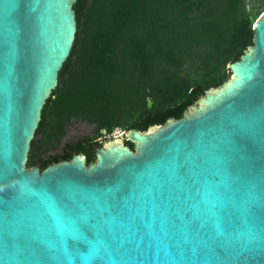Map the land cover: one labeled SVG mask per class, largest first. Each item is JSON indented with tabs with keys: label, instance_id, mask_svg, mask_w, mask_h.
<instances>
[{
	"label": "water",
	"instance_id": "water-1",
	"mask_svg": "<svg viewBox=\"0 0 264 264\" xmlns=\"http://www.w3.org/2000/svg\"><path fill=\"white\" fill-rule=\"evenodd\" d=\"M79 14L80 0H0V264H264V11L192 114L38 171Z\"/></svg>",
	"mask_w": 264,
	"mask_h": 264
},
{
	"label": "trees",
	"instance_id": "trees-1",
	"mask_svg": "<svg viewBox=\"0 0 264 264\" xmlns=\"http://www.w3.org/2000/svg\"><path fill=\"white\" fill-rule=\"evenodd\" d=\"M263 8L264 0H80L75 62L39 121L30 166L42 170L72 154L89 164L98 134L182 117L229 76ZM78 118L94 124L93 136L41 156Z\"/></svg>",
	"mask_w": 264,
	"mask_h": 264
},
{
	"label": "rangeland",
	"instance_id": "rangeland-1",
	"mask_svg": "<svg viewBox=\"0 0 264 264\" xmlns=\"http://www.w3.org/2000/svg\"><path fill=\"white\" fill-rule=\"evenodd\" d=\"M246 9H248V8H246ZM263 11H264V8L253 19V22L251 23V28H252L254 22L260 17L261 13H263ZM227 78H229V76ZM213 91H214V88H210V89L206 90L204 92V94L207 93V92H213ZM198 105H201V103H199L196 100L192 105L187 107V109L184 112V114L185 115L192 114L196 110ZM158 127L159 126L148 127L144 131V133L151 134L154 131H156ZM116 128H118V127H116ZM92 129H93L92 123H88L85 120L79 119V118L78 119H71L67 123V125L65 126L64 131H63L62 135L60 136V138L58 139L57 143L52 145V146L47 147L46 150L44 151V153L41 156H46V155H52V154L60 153L63 150V148H64L66 143L72 142V141H74V140H76L77 138H80V137L93 136ZM118 129H119V131H122L120 128H118ZM123 132H124V130H123ZM101 133H103V132H101ZM96 139H100V143L97 144L96 147H101V146L105 147L107 144H110V143H113V142H119L121 144H124V142H123V140H124L123 133L121 135H118L117 133H114V132L111 133L110 132V134L105 136V138H103L102 135L98 134ZM133 152H135V151H133ZM94 161H95V157H94V160L92 162H94ZM32 167H36V166H32ZM38 171H40V169H38Z\"/></svg>",
	"mask_w": 264,
	"mask_h": 264
},
{
	"label": "bare ground",
	"instance_id": "bare-ground-1",
	"mask_svg": "<svg viewBox=\"0 0 264 264\" xmlns=\"http://www.w3.org/2000/svg\"><path fill=\"white\" fill-rule=\"evenodd\" d=\"M240 67H241V66H239L238 64L233 65V71H234L235 74H236V71H237ZM237 80H238V79H237V75H236L235 78H234L233 83L235 84ZM228 88H231V84H230V83L227 84V89H228ZM134 135H137V134H134Z\"/></svg>",
	"mask_w": 264,
	"mask_h": 264
},
{
	"label": "flooded vegetation",
	"instance_id": "flooded-vegetation-1",
	"mask_svg": "<svg viewBox=\"0 0 264 264\" xmlns=\"http://www.w3.org/2000/svg\"><path fill=\"white\" fill-rule=\"evenodd\" d=\"M93 125V129H94V124H92ZM93 129H92V134H94V131H93ZM97 137V136H96ZM100 143V139H94V143H93V146L95 147L97 144H99ZM94 147H93V150H94Z\"/></svg>",
	"mask_w": 264,
	"mask_h": 264
},
{
	"label": "built area",
	"instance_id": "built-area-1",
	"mask_svg": "<svg viewBox=\"0 0 264 264\" xmlns=\"http://www.w3.org/2000/svg\"><path fill=\"white\" fill-rule=\"evenodd\" d=\"M112 132L117 133L118 135H121L123 133V131H119V129L116 127L114 129H112L111 133Z\"/></svg>",
	"mask_w": 264,
	"mask_h": 264
}]
</instances>
